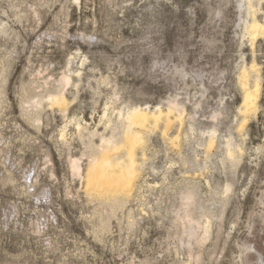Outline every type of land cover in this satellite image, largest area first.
<instances>
[{
    "label": "rangeland",
    "instance_id": "1",
    "mask_svg": "<svg viewBox=\"0 0 264 264\" xmlns=\"http://www.w3.org/2000/svg\"><path fill=\"white\" fill-rule=\"evenodd\" d=\"M250 1L0 0V264H264V38L247 31L264 0ZM170 105L182 119L144 131L131 194L88 189L103 137L122 145L134 107Z\"/></svg>",
    "mask_w": 264,
    "mask_h": 264
},
{
    "label": "bare ground",
    "instance_id": "2",
    "mask_svg": "<svg viewBox=\"0 0 264 264\" xmlns=\"http://www.w3.org/2000/svg\"><path fill=\"white\" fill-rule=\"evenodd\" d=\"M247 29L249 35L254 41L261 37L264 38V19H259L255 16L249 23ZM243 68L244 69L241 72L242 78L240 79V85L243 89V98L239 109L242 115L241 117H243L242 121L244 125L248 121L247 118H250L253 115L255 116L258 112L262 87L257 75L253 82L251 81L252 77L250 78L252 73H257V64L254 62L249 67L243 66ZM62 82L66 86L69 84L70 79L64 76L62 78ZM51 100L54 106L56 105L64 111L68 107V99L62 92L51 97ZM176 110L178 109L174 105H170L166 111L161 107H157L153 110L145 109L140 106L134 107L133 110L127 114L126 119L124 118L126 121V129H124L125 131L123 132L124 136L122 135V145L119 144V142L115 140L112 135V137L109 138L103 137L100 155L90 157L89 165L87 166V171L85 174L87 188L92 189V191L94 189V193L98 190L100 192L103 190V194H105L104 192L106 190H111L114 192V194H118V198L119 194H124L123 196L125 197L131 194L130 192H132L134 185L140 175L139 170L141 162H139V160L141 159L138 157V152L140 149H143L142 147H145L143 146L145 141L143 135L144 131L149 127H158L163 125V133L165 134L167 129H170L171 125L182 119V112ZM176 138L178 137H169L172 144L176 143ZM122 146L125 149L123 156L117 155V152L116 154L112 152H115V149L117 148L120 150ZM110 149L113 150L110 151ZM119 150L118 152H121ZM72 167L76 172L81 171L78 159L72 160ZM100 192L98 194H100ZM116 198L114 199L116 200ZM188 202L191 203V198H188ZM189 216L190 213L188 212L187 217ZM189 236H195L193 229L189 230Z\"/></svg>",
    "mask_w": 264,
    "mask_h": 264
}]
</instances>
